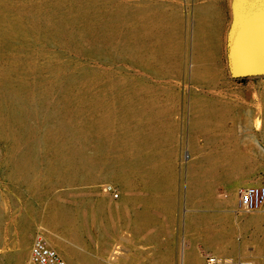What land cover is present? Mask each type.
Segmentation results:
<instances>
[{
  "label": "rangeland",
  "instance_id": "374dc122",
  "mask_svg": "<svg viewBox=\"0 0 264 264\" xmlns=\"http://www.w3.org/2000/svg\"><path fill=\"white\" fill-rule=\"evenodd\" d=\"M235 7L236 0H0V263L23 234L41 229L87 254L82 264H154L161 254L168 264H188L202 256L213 226L201 225V236L193 226L181 228V159L202 156L194 145L206 144L201 132L221 127L225 108L226 122L238 125L227 136L243 147L240 167L246 176L258 169L263 183L257 185H264V75L230 73ZM157 12L181 15L165 46L147 30ZM195 17L213 68L200 51L193 56L202 60L192 68L193 80L186 46ZM166 24L171 30L173 22ZM153 45L162 57L154 58ZM188 90L196 97L191 123L201 132L190 127L189 100L179 95ZM222 157L218 165L226 169L228 157L237 155ZM164 158L170 162H163L165 171L157 165ZM140 188L150 202L144 225L153 227L146 241L128 223L140 196L127 190ZM105 193L120 203L111 208ZM231 196L236 193L226 202ZM50 205L68 217L50 215ZM125 233L133 235V246L122 244ZM119 244L124 260L106 253Z\"/></svg>",
  "mask_w": 264,
  "mask_h": 264
},
{
  "label": "crops",
  "instance_id": "0c3cea01",
  "mask_svg": "<svg viewBox=\"0 0 264 264\" xmlns=\"http://www.w3.org/2000/svg\"><path fill=\"white\" fill-rule=\"evenodd\" d=\"M205 9L207 13H212L211 10H208L207 8ZM172 16L173 18H170L167 13L157 12L149 18L150 21L147 25L149 38L157 39L158 43L156 44H162L165 46V40L168 41L169 36L170 38L175 36L174 29L176 23L179 24L181 15L180 13L176 14V12H173ZM201 17L202 16H199V19L203 18L202 20L205 21V15L202 18ZM166 20L173 22L174 27L172 26L171 30L166 28ZM198 23L200 22L197 17L192 19L191 33L189 35L188 45L186 46L188 49L187 62L189 68L187 78L193 80L192 68L195 65L199 66L202 64L201 59H195L193 56L199 54L200 51L204 52L209 57L206 64H208L210 68H213L211 50L206 45L204 37L202 38L200 33H196ZM176 46L180 52V47H178L177 44ZM167 50H169V47H167ZM150 51L154 58L157 59L162 57V55H160L162 52H160V49L157 46L153 45ZM224 76L227 78L229 74H225ZM207 92V90L202 89V93L207 94ZM190 94V90H188L187 94L179 92V95L186 96L189 100L187 116L189 117L190 127L197 132H201L191 123L189 108L191 100L196 97H192ZM198 98L206 100L205 96H200ZM208 102L213 105L218 103L219 105L217 100ZM222 106L225 108L224 105ZM224 110L225 113L220 117L222 123L221 127L218 128L217 126H214V129L212 130L201 132L206 134V144L200 146L194 145V149H200L202 156H194L191 153L188 156H185L183 160L181 159V164L185 165V169L183 170L185 180L181 186L182 188L179 198L181 228L184 230L185 228L193 226L201 236V225L206 222H208L210 226L217 225V228L222 232H225L228 236L225 248L231 254L230 256L235 258V262L239 260H250L255 264H264V211L257 210L245 212L240 206V195L238 193L239 186L245 182L252 181V183L246 186L257 185V183H263V179L258 178V169H252L253 171L251 174L246 176L243 169L240 167L245 161L241 152L243 147H240L238 141L230 140L227 136L228 133H236L237 129L235 127L236 124L234 125L233 122H226L225 118L228 116V110L226 108ZM236 126L238 127V125ZM225 133L226 135H224ZM209 134L210 136H208ZM223 153H234L237 155L235 158L228 157V160L230 161L228 164L231 166L226 167V169L218 165L220 161L225 159L222 157ZM257 160L259 162V159ZM164 161L167 162L166 165L170 164L165 158L162 159V162L157 164L161 165V167H158L159 170L162 169L165 171L166 165L163 163ZM139 164L146 165L144 161ZM144 177L145 173L140 172V179L146 183L143 179ZM201 189L204 190L202 193L199 192ZM207 191L211 193L208 194ZM127 193L140 196L139 204L128 211V223H131L130 231L140 233L146 241V239L150 238V232L153 230V227L151 229H146V226L144 225L150 213V202L147 198L148 192L144 190V188H140L129 189L127 190ZM230 193L233 195L236 193L237 200L235 203L226 202L225 199ZM152 212L161 215L160 212L156 210H153ZM164 219L166 220L167 217L164 216ZM200 219H204L205 222L199 223ZM137 221L139 223L136 226H133V223ZM129 236L128 233H125L120 236V239H123L122 244L130 243V245L133 246L135 243L132 238L133 235L131 234V236ZM204 241L207 245L205 250L212 252L209 248V243L205 238ZM126 248H128V251L131 250L129 246H126Z\"/></svg>",
  "mask_w": 264,
  "mask_h": 264
},
{
  "label": "water",
  "instance_id": "95a60500",
  "mask_svg": "<svg viewBox=\"0 0 264 264\" xmlns=\"http://www.w3.org/2000/svg\"><path fill=\"white\" fill-rule=\"evenodd\" d=\"M228 59L234 78L264 75V0H236Z\"/></svg>",
  "mask_w": 264,
  "mask_h": 264
},
{
  "label": "bare ground",
  "instance_id": "6f19581e",
  "mask_svg": "<svg viewBox=\"0 0 264 264\" xmlns=\"http://www.w3.org/2000/svg\"><path fill=\"white\" fill-rule=\"evenodd\" d=\"M200 21L202 22V20H200ZM203 23H204L203 27L205 28V21ZM199 28H198V31H201L202 29L200 30ZM202 38H203V36H202ZM212 110L213 109H209V111H212ZM207 115H208V113H207ZM205 117H207V116H205ZM207 193L209 194L210 192L207 191ZM106 197H107V194L105 193L102 200L108 202V205H110L111 208H113L115 206V204L120 203V201H115L113 199L107 200ZM228 199L232 203H235L237 200V197L231 196ZM48 210H49L50 215L55 213L61 219H63L66 216L65 215L66 211L63 209H58V208H56V206L50 205ZM66 217H68V216H66ZM69 219H71V218H69ZM206 234H207V238L209 240V247L212 249L213 254H216L219 257L232 259L233 261H235V258H232V256H230L231 254L225 248L226 243H227V237H228L225 232H222L221 230H219V228H217V226H213V227L206 229ZM34 235H35V240L37 238H42L44 241H46V243L49 246L56 249L60 253V255L68 262V264H82L83 262H85V260H87V259L90 260L87 257V254L78 255L72 247H69L66 244H64L61 241L60 235L56 231L41 229L38 234H31L29 232L23 234L21 239H20L19 244L16 246L15 249L9 253L2 255L6 260L1 262L0 264H33V261H32L31 255H30V241H31L32 237H34ZM126 236L128 237L127 234H126ZM121 240H123V239H121ZM120 246L121 245L119 244V246H115L110 250L108 248H106V253L109 254V256H111V257L121 258L124 260L126 258L121 257L119 255ZM202 260H203V258L200 257L199 255H197L196 257H192V258L190 257L188 260V264H201ZM152 261L154 262V264H168V260L166 259V256L164 254L159 255V257L156 260L154 259ZM239 261H250V260H239Z\"/></svg>",
  "mask_w": 264,
  "mask_h": 264
},
{
  "label": "built area",
  "instance_id": "2783aa9c",
  "mask_svg": "<svg viewBox=\"0 0 264 264\" xmlns=\"http://www.w3.org/2000/svg\"><path fill=\"white\" fill-rule=\"evenodd\" d=\"M240 206L247 212L264 210V185H250L240 189ZM30 255L33 264H68L60 253L42 238L34 240ZM202 264H255L251 261H233L219 257L210 251L202 254Z\"/></svg>",
  "mask_w": 264,
  "mask_h": 264
}]
</instances>
